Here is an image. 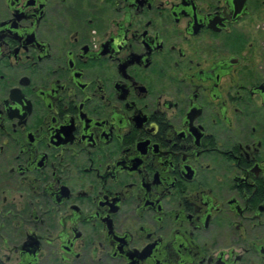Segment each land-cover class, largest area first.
<instances>
[{
	"label": "flooded vegetation",
	"instance_id": "1",
	"mask_svg": "<svg viewBox=\"0 0 264 264\" xmlns=\"http://www.w3.org/2000/svg\"><path fill=\"white\" fill-rule=\"evenodd\" d=\"M250 7L0 0V264H264Z\"/></svg>",
	"mask_w": 264,
	"mask_h": 264
},
{
	"label": "rangeland",
	"instance_id": "2",
	"mask_svg": "<svg viewBox=\"0 0 264 264\" xmlns=\"http://www.w3.org/2000/svg\"><path fill=\"white\" fill-rule=\"evenodd\" d=\"M261 0H251L250 14L245 21V34L256 49L264 51V46L260 43L261 31H264V4ZM247 22V23H246Z\"/></svg>",
	"mask_w": 264,
	"mask_h": 264
},
{
	"label": "water",
	"instance_id": "3",
	"mask_svg": "<svg viewBox=\"0 0 264 264\" xmlns=\"http://www.w3.org/2000/svg\"><path fill=\"white\" fill-rule=\"evenodd\" d=\"M247 9H246V0H245V11H246Z\"/></svg>",
	"mask_w": 264,
	"mask_h": 264
}]
</instances>
